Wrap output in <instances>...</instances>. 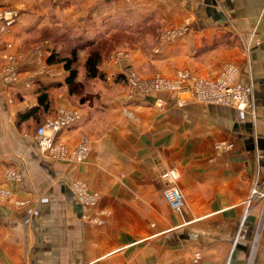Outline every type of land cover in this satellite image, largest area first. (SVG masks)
<instances>
[{
	"label": "crops",
	"instance_id": "0c3cea01",
	"mask_svg": "<svg viewBox=\"0 0 264 264\" xmlns=\"http://www.w3.org/2000/svg\"><path fill=\"white\" fill-rule=\"evenodd\" d=\"M1 6L16 9L19 19L0 38V77L6 43L21 64L18 84L0 80V191L10 196L0 198V264H264V199L251 197L254 188L264 191V0H0ZM146 20L163 29L186 20L190 26L154 50L117 47L101 66L108 78H172L184 70L213 79L232 65L230 84L251 87L253 111L188 93L128 100L123 83L118 89L110 80L85 81L84 73L70 88L62 65H37L32 52L48 43L50 29L93 40L135 32ZM226 32L232 46H217ZM92 83L104 90L93 91ZM41 92L46 110L38 105ZM63 112L78 119L58 140L69 147L86 140L82 162L50 160L36 146L37 127ZM169 170L179 174V212L161 194ZM8 172L20 180L7 181ZM79 185L90 203L79 199Z\"/></svg>",
	"mask_w": 264,
	"mask_h": 264
},
{
	"label": "built area",
	"instance_id": "2783aa9c",
	"mask_svg": "<svg viewBox=\"0 0 264 264\" xmlns=\"http://www.w3.org/2000/svg\"><path fill=\"white\" fill-rule=\"evenodd\" d=\"M19 19V12L13 8L5 6L0 7V38L8 34L11 28ZM187 28L183 30H170L165 33L168 41H174L183 36ZM47 44V45H46ZM48 43L36 44L32 47V52L37 57V65L46 67V57ZM13 45L6 43L4 45V53L1 56L3 60L1 82L5 86H14L19 82L20 59L11 53ZM120 55V53L118 54ZM234 71V69H233ZM113 77V76H112ZM111 77V78H112ZM225 76L218 82L202 79L188 71H177L172 78H164L157 76L150 81L142 80L136 74H130L126 77L125 95L128 100H133L138 93L150 92H172V93H188L199 102L214 103L222 106L231 107L241 111H253L251 105L252 90L250 86H233ZM111 78H108L109 80ZM215 83V84H214ZM156 105L161 106V102L157 100ZM78 119L74 113L63 112L54 118L46 120L41 126L37 127L34 138L36 146L41 154L46 158L54 161H62L66 163H79L84 161L89 152L88 142L82 140L78 145L69 147L58 140L59 134L69 128ZM47 131L49 134L47 135ZM161 179L165 182L161 190L165 203L173 212H179L184 205V197L177 185L179 174L176 170L166 171L161 175ZM7 181H19L20 178L15 172L6 174ZM76 192L82 203L87 204L92 201V195L86 191L84 185L76 187ZM251 197L258 196L264 199V191L259 192L254 188ZM9 194L0 191V198H9ZM20 205L19 203H16ZM93 222H98L94 220Z\"/></svg>",
	"mask_w": 264,
	"mask_h": 264
},
{
	"label": "trees",
	"instance_id": "16d2710c",
	"mask_svg": "<svg viewBox=\"0 0 264 264\" xmlns=\"http://www.w3.org/2000/svg\"><path fill=\"white\" fill-rule=\"evenodd\" d=\"M149 20H146L145 25L140 26L135 32L120 29L93 40H79L76 37H72L67 30H47L46 36L49 39L48 43L50 44L52 42L54 46L61 44L62 48L57 50L53 46V49H49L46 64L49 66L62 65L68 74L65 84L70 88L79 83L82 73H84L83 79L85 81L97 80L103 83L108 82L109 79L101 70V66L109 60L114 48L118 46L128 44L130 47H138L144 51L145 44L143 39L145 37V28L150 25H153L154 29L156 27L158 29L160 28L159 23H148L150 22ZM119 37L122 38L121 41H119ZM118 43L120 44L117 45ZM81 52H85L83 61L80 60ZM118 82L125 84L126 77L124 75L115 76L112 83L118 84ZM37 101L39 107H42V109L46 110L48 108V95L46 93L41 92L37 96ZM34 112L35 109H31L21 119L24 120L25 118L31 117Z\"/></svg>",
	"mask_w": 264,
	"mask_h": 264
},
{
	"label": "rangeland",
	"instance_id": "374dc122",
	"mask_svg": "<svg viewBox=\"0 0 264 264\" xmlns=\"http://www.w3.org/2000/svg\"><path fill=\"white\" fill-rule=\"evenodd\" d=\"M170 1L176 2V3H180V4H189V3H191V2H193L195 0H170ZM189 23L190 22L186 20L185 22H183V24L181 25V27H178V28H170V29H163L162 27H160L159 29L156 27L154 29L153 28V25L147 26V28H145V30H146L145 31V35H144L145 37L143 39V42L145 44L144 51L154 50L157 46H159V44L161 42H163V41H166L167 42L168 40L164 36L166 32H168L170 30H183V29L188 28L190 26ZM221 38H222L221 39L222 40V43L220 42L219 44H217V46H220V47H231L232 46V43H233L232 32H226ZM121 39L122 38L119 37V41H121ZM119 44L120 43H118L117 45H119ZM116 48H114V50ZM222 68H223V71H224L223 74H222V77L221 78H218L217 77V78L209 79V81L218 82L219 79H222L223 80V78L225 76H228L227 78H228V80L231 83L232 80H233V78H234V74H235V72L233 71V69H234L233 66L232 65H225ZM157 76H159V75L158 74H154V75H152L151 77H148V78H141V77L140 78L142 80H145V81H150V80H152L153 78H155ZM113 79H114V77L110 79L111 83L113 82ZM81 82H82V79H81ZM85 85H87L86 82H85ZM90 85L92 86L93 91H99L100 92V91H103L104 90V89H102V87H100V85H98L96 83L95 84L92 83ZM114 86H116L118 89L120 87L117 84L114 85ZM122 86H124V92H125L126 82ZM82 88H83V86H82ZM70 94L73 95L72 91H70Z\"/></svg>",
	"mask_w": 264,
	"mask_h": 264
}]
</instances>
